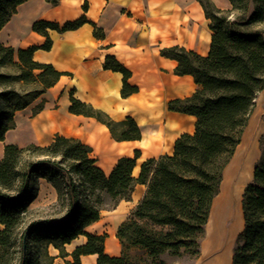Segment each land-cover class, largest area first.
Here are the masks:
<instances>
[{
  "label": "trees",
  "instance_id": "1",
  "mask_svg": "<svg viewBox=\"0 0 264 264\" xmlns=\"http://www.w3.org/2000/svg\"><path fill=\"white\" fill-rule=\"evenodd\" d=\"M29 1L0 0V32L19 6ZM46 1L58 6L61 0ZM229 1L231 8L221 9L212 0H199L213 33L207 56L181 46L161 50V56L177 61L176 75L192 76L199 87L191 97L169 103L170 111L196 118L195 132L176 141L173 155L143 162L138 178L134 176L138 151L134 158H121L107 174L93 158V149L78 139L57 135L48 146H5L0 160V264H53L56 257L50 254L51 247L59 251L60 258L71 256L73 262L68 264H82L81 257L87 255H98L97 264H167L162 260L165 253L180 256L183 250L200 255L199 240L220 192L223 173L242 142L257 97L264 91V0ZM86 23L84 16L64 25L36 22L33 31L46 38L41 47L16 49L0 41V143L16 129L15 114L67 75L34 59L36 51L52 49L49 32L74 31ZM92 25L94 36L104 38L103 31ZM104 68L123 74V98L139 92L128 82L131 71L114 56L106 58ZM30 86L35 91L30 92ZM74 94L72 91L70 113L105 124L117 141L141 140V129L133 118L112 121ZM42 109L43 103L34 115ZM263 142L264 135L260 139L262 159L243 194L245 225L232 264H264ZM42 180L57 193L49 211L32 208ZM137 185L147 186V193L118 229L121 255L108 256L104 252L106 235L86 230L100 220L102 211L131 201ZM80 236L87 243L67 253L66 246Z\"/></svg>",
  "mask_w": 264,
  "mask_h": 264
},
{
  "label": "crops",
  "instance_id": "2",
  "mask_svg": "<svg viewBox=\"0 0 264 264\" xmlns=\"http://www.w3.org/2000/svg\"><path fill=\"white\" fill-rule=\"evenodd\" d=\"M213 1L225 9L231 8L229 0ZM83 16L89 23L65 33L50 31L52 49L35 52V61L52 64L67 75L62 76L39 99L38 105L43 103V109L33 115L30 128L17 132L16 127L7 133L5 141L0 143V160L6 145L28 141V145L48 146L60 135L90 146L97 165L107 174L121 158H134L138 151L140 157L134 169V176L138 178L143 162L173 155L176 141L184 134L195 132L196 118L170 111L169 103L191 97L199 87L192 76L176 75L177 61L161 56V50L181 46L207 56L213 35L210 21L206 19L199 0H61L58 6H52L46 0H31L19 6L17 13L0 32V41L16 49L41 47L46 38L33 31L36 22L64 25ZM92 24L103 31L104 38L94 36ZM108 56H114L131 71L128 82L139 88L138 93L122 97L124 76L104 68ZM72 91L76 99L100 110L112 121L133 118L141 129V140L117 141L105 124L91 117L70 113ZM256 103L262 111L264 91L258 95ZM29 109L30 106L17 112L16 121H20L21 113ZM251 122L252 118L223 173L220 192L212 204L205 245L201 248L197 264L233 262L236 241L245 225L243 194L246 186L253 181L255 165L262 159L259 138L263 126L253 128L248 137L246 133ZM42 190L48 192L52 203L57 201L55 189L42 180L41 192L33 205L40 200ZM146 193L147 186L137 185L131 201H121L114 210L102 211L100 220L87 228L89 234L106 235V255H121L118 229ZM2 228L0 224V230ZM218 230L224 235L221 241L214 242L210 234ZM230 234L233 235L232 246L227 249L224 241ZM86 243L87 238L80 236L66 246V251L72 254ZM53 250L56 252L53 264H58L59 260L64 264L73 262L71 256L63 259L58 257V250ZM98 258V255L82 256L81 262L97 264Z\"/></svg>",
  "mask_w": 264,
  "mask_h": 264
},
{
  "label": "rangeland",
  "instance_id": "3",
  "mask_svg": "<svg viewBox=\"0 0 264 264\" xmlns=\"http://www.w3.org/2000/svg\"><path fill=\"white\" fill-rule=\"evenodd\" d=\"M218 7L222 8V9H225V8H223V6H220V5ZM1 72H9V73H11V72H13V70H11V69L10 70H8V69H1ZM27 89L30 92L35 91V89H34L33 86H30ZM18 90L23 91V89L21 87H18ZM39 102H40L39 100L35 101L30 106V109L28 111L22 112L21 113L22 114V118H21L20 121H16V118H15L16 127L18 128V129L16 128L17 129L16 130L17 132H19V131L22 132L23 130H26V128H30L31 127V121L33 119L34 110L38 106V103ZM16 115H17V113L15 114V117H16ZM251 118H252V122L250 124V129H248V131L246 133V136L247 135H248V137H249V135L251 136V133L250 132L251 131L253 132V128H258L259 125H260V127L262 125L263 126V133L261 134V136L259 138V142H260L261 137L264 135V107H263V110L262 111L259 110L256 107L254 109V112H253ZM28 144H29L28 141H24V142H21L19 145L20 146H26ZM263 149H264V142H263ZM42 191L43 192H42V196L40 197V200L35 205H32V208H34L36 210H39V209H47L49 211L50 205H53L56 202L52 203L51 202L52 201L51 198L50 199L48 198L49 197L48 192L46 190H42ZM40 192H41V186H40ZM40 192H39V194H40ZM206 236H207V226L205 228L204 234L201 236V239L199 240V243H200V255H201V248H203V245H205ZM232 239H233V235L230 234L229 236H227L226 240L224 241L225 247L227 249L230 246H232ZM134 252H136V251H134ZM50 254L52 256H55L56 255V252L53 250V247L50 248ZM200 255L198 257L197 256L195 257L194 255H191L189 253H186L184 250L182 251V254L180 256L172 255V254H170V253L167 252V253H165L162 256V260L165 261L167 264H197V262L200 259ZM58 264H64V263H63L62 260H59V263Z\"/></svg>",
  "mask_w": 264,
  "mask_h": 264
},
{
  "label": "bare ground",
  "instance_id": "4",
  "mask_svg": "<svg viewBox=\"0 0 264 264\" xmlns=\"http://www.w3.org/2000/svg\"><path fill=\"white\" fill-rule=\"evenodd\" d=\"M223 232H221L220 230L218 231H211L210 237L214 240V242H217V240H220L221 238H223ZM221 241V240H220Z\"/></svg>",
  "mask_w": 264,
  "mask_h": 264
}]
</instances>
